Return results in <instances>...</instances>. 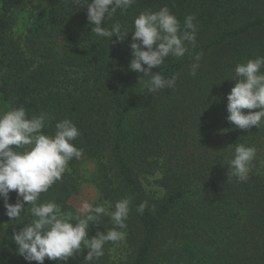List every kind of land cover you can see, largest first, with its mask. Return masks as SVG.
Segmentation results:
<instances>
[{"label":"trees","instance_id":"obj_1","mask_svg":"<svg viewBox=\"0 0 264 264\" xmlns=\"http://www.w3.org/2000/svg\"><path fill=\"white\" fill-rule=\"evenodd\" d=\"M29 3L27 25L15 38L18 14ZM164 6L181 27L186 16L195 17L197 42L183 58L152 69L178 79L173 89L149 94L138 83L142 73L128 68L132 34L122 43L96 36L83 2L0 0V112L47 113L48 135L63 119L80 132L73 144L82 157L69 161L38 202L76 214L73 200L87 186L96 194L91 204L109 211L129 199L125 254L114 258L122 240L109 242L95 264H264V123L243 131L226 119L236 64L264 56V0H135L102 26L110 30L118 22L131 32L142 11ZM239 143L257 149L246 183L228 179L230 146ZM9 197L17 202L15 192ZM30 207L12 221L0 199V264H29L12 236L33 219ZM101 219L90 225L89 238L113 227L110 216ZM86 255L82 247L68 264H81Z\"/></svg>","mask_w":264,"mask_h":264},{"label":"clouds","instance_id":"obj_2","mask_svg":"<svg viewBox=\"0 0 264 264\" xmlns=\"http://www.w3.org/2000/svg\"><path fill=\"white\" fill-rule=\"evenodd\" d=\"M87 7V20L98 37L117 38L124 42L131 33V60L129 70L142 73L138 78L143 89L149 94L164 89H173L178 75L165 77L161 71L153 73V68H161L168 58H183L197 42L195 17H185L183 27L167 6L158 11H142L134 18L132 31L120 23L109 28L102 26L112 20L120 10L126 12L135 0H74ZM201 54L194 56L197 63L190 66V74L196 75ZM145 65L147 67H145ZM147 77V79H143ZM231 81H236L227 95V122L236 128L249 131L264 123V56L238 63L234 68ZM244 110H250L247 113ZM258 110V111H251ZM49 115L40 113L28 117L25 108H13L0 112V199H3L6 215L14 221L20 217L25 204L30 205L33 217L19 232H14L12 239L16 252L26 262L35 261L44 264L47 258L57 264H68L70 258L81 254V248L87 251L81 264H95L104 256L106 243L119 242L126 233V220L130 212V201L121 198L109 211L103 205L94 206L85 201L76 214L63 212L54 201L40 203L41 193L47 192L68 170L72 159H80L83 150L74 146L80 132L70 119H63L55 124L52 135L45 134ZM11 146H16L14 150ZM232 158L228 161V179L237 183L249 180L252 162L257 149L243 143L235 144ZM15 192L17 202L8 203L9 194ZM147 203H141L137 212L143 214ZM104 215L110 216L113 227L107 231H98L89 238V228L99 224ZM76 222L73 223L72 221Z\"/></svg>","mask_w":264,"mask_h":264},{"label":"rangeland","instance_id":"obj_3","mask_svg":"<svg viewBox=\"0 0 264 264\" xmlns=\"http://www.w3.org/2000/svg\"><path fill=\"white\" fill-rule=\"evenodd\" d=\"M32 3H29L28 7L20 12L18 14V17H17V24L14 26V29L12 31V35L15 37V38H18L22 35L24 29H25V26L27 25V17H28V14H29V11H30V7H31ZM148 191H151V189L153 191H156V195L159 196L161 195V192L159 190H156V188H146ZM95 191L93 188L87 186L86 189L84 190V192L82 193V195H80L79 197L75 198L73 200V205L76 207V209L78 210L80 205L87 201L89 203L92 202V200L95 198ZM124 239L121 241L120 244H118L117 246H115L113 248V257L114 258H118L122 255L125 254V251H126V245L124 243Z\"/></svg>","mask_w":264,"mask_h":264}]
</instances>
